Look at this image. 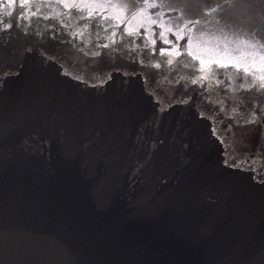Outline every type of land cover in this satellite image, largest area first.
Masks as SVG:
<instances>
[{"label":"water","instance_id":"water-1","mask_svg":"<svg viewBox=\"0 0 264 264\" xmlns=\"http://www.w3.org/2000/svg\"><path fill=\"white\" fill-rule=\"evenodd\" d=\"M203 1L0 0V264H264V0Z\"/></svg>","mask_w":264,"mask_h":264},{"label":"snow or ice","instance_id":"snow-or-ice-1","mask_svg":"<svg viewBox=\"0 0 264 264\" xmlns=\"http://www.w3.org/2000/svg\"><path fill=\"white\" fill-rule=\"evenodd\" d=\"M29 0H19V3H20V6L21 7H25L27 6ZM61 2L64 3V6L65 7H68V8H81V9H93L91 11L88 12V16L89 17H92L94 15H96V9H99V11L101 13H103L104 9H105V5L103 3H96L95 0H88V2H80V3H77V2H74V0H61ZM17 3V0H8V6L11 7L12 5L16 4ZM112 7H115V5H110ZM149 7H155V5L153 4H149L148 5ZM206 7H208L206 5ZM10 15V13H8ZM116 19H120V17H116ZM189 23H193V22H189ZM7 27V25H6ZM132 29L129 30V32L131 33ZM165 43H169V41H164ZM161 51L163 52L164 50L161 49ZM176 55H179V52H176L175 53ZM195 59L199 60L201 65H202V68H201V71H206L208 70L207 69V63H210V62H205L201 57L199 56H195L194 57ZM262 59H264V57H262ZM169 63H171V61H169ZM215 63H217L219 66H222V67H228L229 65L228 64H224V63H221L220 61H215ZM231 63V62H230ZM234 66L237 68V69H241L243 68V71L247 72L249 71L248 67L247 66H242L240 63L236 62L234 64ZM261 79H264V77H261Z\"/></svg>","mask_w":264,"mask_h":264},{"label":"flooded vegetation","instance_id":"flooded-vegetation-1","mask_svg":"<svg viewBox=\"0 0 264 264\" xmlns=\"http://www.w3.org/2000/svg\"><path fill=\"white\" fill-rule=\"evenodd\" d=\"M261 0H252L251 1V4L254 6V5H257V6H259V7H261V4L259 3ZM233 1L232 0H226V2L225 3H223L224 5L226 4V3H232ZM206 5L208 6V7H210V6H214V5H216V6H218V5H220V4H217V3H215V2H213V1H210V0H204L203 2H202V8H203V10L205 9V8H208V7H206ZM245 5H246V7H248L249 6V4H247V3H245ZM264 6V5H263Z\"/></svg>","mask_w":264,"mask_h":264}]
</instances>
